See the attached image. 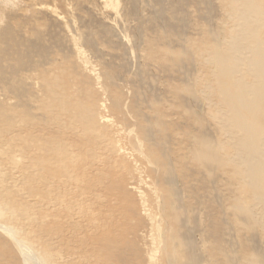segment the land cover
I'll use <instances>...</instances> for the list:
<instances>
[{
  "label": "rangeland",
  "instance_id": "1",
  "mask_svg": "<svg viewBox=\"0 0 264 264\" xmlns=\"http://www.w3.org/2000/svg\"><path fill=\"white\" fill-rule=\"evenodd\" d=\"M224 1L0 0V264H264L223 89L262 87L264 0Z\"/></svg>",
  "mask_w": 264,
  "mask_h": 264
},
{
  "label": "bare ground",
  "instance_id": "2",
  "mask_svg": "<svg viewBox=\"0 0 264 264\" xmlns=\"http://www.w3.org/2000/svg\"><path fill=\"white\" fill-rule=\"evenodd\" d=\"M225 5H226V3H225ZM243 5L247 8V6L249 4L246 1H244ZM255 13L256 12H254L252 14L250 12V16L251 15L254 16ZM235 15H236V13H235ZM254 17H256V15ZM215 49H216V46L214 48V51H215ZM257 53H256V59L258 61L256 60V62H254V65H253V62L251 63V61H250V63L248 65L250 66V70H252V68L255 67V69H254V72L256 74V78L255 79H257V81H259L262 84V87H258L257 89L255 88L253 90V92H252L253 97L251 99H246L245 98L246 93L244 91H242V90H241L242 91L241 95H236L235 96V94L233 93L232 89H230L231 87L229 88V86L227 85L228 82H224L225 84L223 86L224 93L226 95V100L227 101L233 100V104L232 103L230 104V101H229V104L226 103V105H228L230 107L231 112L233 113V116L235 118L236 126L242 130L243 135L244 134H245V136L249 135L251 140H252V142L256 141V139L259 137L260 133H262L263 128H264V54L262 53V51L261 52H257ZM223 59H224V56L220 55V59H219V63H218L219 66H218L217 69H218V72L220 73L221 76H226V71L224 69L225 65H224ZM222 61H223V63H222ZM234 89H235V87H234ZM214 120H217V118L214 117ZM251 140L249 141V139H248V142L250 143ZM252 142L250 143L251 145H253ZM201 143H202L201 146H203V150H200L201 151L200 154H201V156L203 158H205L207 156V153L209 152L210 144L207 143L206 141H201L200 144ZM210 153L212 154L213 151H211ZM252 153H254V152H252ZM252 153H251V155H252ZM209 158H210V156H209ZM212 162H213V160H212ZM248 167L249 168H247V169L245 168L244 170H242V172L245 175L247 174L251 178V180L253 181L255 186L257 185V180L258 179H260L261 183H262L263 178L259 177L260 173H258V171H260L259 167H257V165H255L253 163L250 164ZM262 174L263 173H261V175ZM257 175H258V177H257ZM259 187H261L260 184H259ZM21 251H22V254L24 255L23 256L24 257V262H26V261L32 262L31 258L28 256V253H29V252L27 253L28 250L24 251V250L21 249Z\"/></svg>",
  "mask_w": 264,
  "mask_h": 264
}]
</instances>
